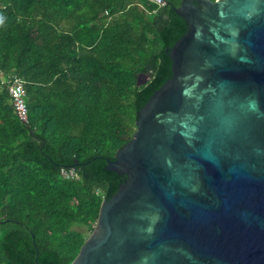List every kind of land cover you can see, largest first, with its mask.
Segmentation results:
<instances>
[{
  "label": "water",
  "instance_id": "water-1",
  "mask_svg": "<svg viewBox=\"0 0 264 264\" xmlns=\"http://www.w3.org/2000/svg\"><path fill=\"white\" fill-rule=\"evenodd\" d=\"M173 9L169 76L107 158L118 184L69 264H264V0Z\"/></svg>",
  "mask_w": 264,
  "mask_h": 264
},
{
  "label": "trees",
  "instance_id": "trees-1",
  "mask_svg": "<svg viewBox=\"0 0 264 264\" xmlns=\"http://www.w3.org/2000/svg\"><path fill=\"white\" fill-rule=\"evenodd\" d=\"M164 1L0 0V264H69L93 229L118 184L106 160L167 80L166 48L186 30L180 0ZM8 74L24 80L27 122Z\"/></svg>",
  "mask_w": 264,
  "mask_h": 264
},
{
  "label": "built area",
  "instance_id": "built-area-1",
  "mask_svg": "<svg viewBox=\"0 0 264 264\" xmlns=\"http://www.w3.org/2000/svg\"><path fill=\"white\" fill-rule=\"evenodd\" d=\"M157 6H162L165 4L164 0H148ZM5 85L8 90L10 101L17 117L23 121L27 122L28 111L25 102V88L24 80L16 74H8L5 77ZM61 173L66 178H75L77 173L72 168H62Z\"/></svg>",
  "mask_w": 264,
  "mask_h": 264
},
{
  "label": "clouds",
  "instance_id": "clouds-1",
  "mask_svg": "<svg viewBox=\"0 0 264 264\" xmlns=\"http://www.w3.org/2000/svg\"><path fill=\"white\" fill-rule=\"evenodd\" d=\"M3 23H4V16L0 14V25H2Z\"/></svg>",
  "mask_w": 264,
  "mask_h": 264
}]
</instances>
